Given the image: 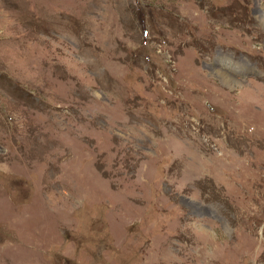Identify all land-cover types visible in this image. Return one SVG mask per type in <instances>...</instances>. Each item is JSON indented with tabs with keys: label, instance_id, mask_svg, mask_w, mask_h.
<instances>
[{
	"label": "rangeland",
	"instance_id": "rangeland-1",
	"mask_svg": "<svg viewBox=\"0 0 264 264\" xmlns=\"http://www.w3.org/2000/svg\"><path fill=\"white\" fill-rule=\"evenodd\" d=\"M0 264H264V0H0Z\"/></svg>",
	"mask_w": 264,
	"mask_h": 264
},
{
	"label": "bare ground",
	"instance_id": "bare-ground-1",
	"mask_svg": "<svg viewBox=\"0 0 264 264\" xmlns=\"http://www.w3.org/2000/svg\"><path fill=\"white\" fill-rule=\"evenodd\" d=\"M228 64V63H227ZM230 65V64H229ZM220 71V74L222 76V78L229 84L231 83H236L238 81V79L236 77H234L233 75H231L230 73L222 70V69H219ZM219 73V72H218ZM217 73V74H218Z\"/></svg>",
	"mask_w": 264,
	"mask_h": 264
}]
</instances>
